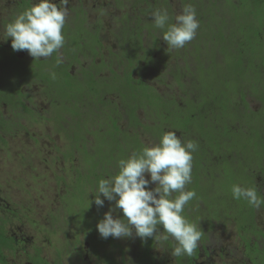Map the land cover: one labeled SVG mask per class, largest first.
Masks as SVG:
<instances>
[{"label":"trees","instance_id":"obj_1","mask_svg":"<svg viewBox=\"0 0 264 264\" xmlns=\"http://www.w3.org/2000/svg\"><path fill=\"white\" fill-rule=\"evenodd\" d=\"M247 2L250 3V8L260 11L264 16L261 10L264 0H199L196 11L201 27L198 28L196 37L179 50L182 54L185 53L181 58L183 67L178 66L175 72L171 73L173 83L179 88L178 97L173 93L160 94L145 81L149 69L155 71L153 75H156L158 66L166 68L163 55L170 53L162 39L166 29L156 28L150 16L158 6H146L143 10L133 11L136 15L130 14L128 9L121 14L120 26L116 28V51L108 47L106 53L108 63L115 64L119 72L113 71L109 64L103 62L105 55H101L98 64L91 58L90 65L72 75L68 70L74 64L81 67L79 57H84L87 53L95 57L103 49L99 31L104 29V24L96 21L93 28L88 24L85 12L78 7L70 9L74 16L70 20L71 23L63 29L66 43L60 50L63 63L58 66L55 53L48 63L46 60L34 59L32 67H28L14 54L11 46L8 49L0 47V52L10 57L9 70L14 72L18 68L13 66L20 65L25 73L24 79L12 77L15 100L3 103L29 112L21 101L24 95L20 88L33 81L42 83L44 95L58 112L55 115L57 121L54 119L55 128H60L61 132L63 130L64 138L69 142L70 148L67 147L64 158L70 157L68 159L71 160L74 152L89 157L87 160L80 156L84 167L81 177L88 182L89 187L97 186L100 179L116 174L119 159L127 158L134 151H141L145 146L143 134L150 136L155 144L165 132L178 131L182 139H191L198 143V149L193 153L192 177L195 180L192 182L194 191L199 188L203 190L206 201L205 205L202 202L203 207L199 201L197 205L199 203V208L203 211L205 209L206 214L210 212L206 217L209 221L221 220H213L214 209L233 208L235 204L231 197L221 195L219 188L209 194L213 189L209 186V178H214L213 171L230 170L240 175L244 174L243 167H246L245 174L251 182L256 177L249 175L248 170L250 173H256L254 176L261 177L262 180V175L258 176L260 170L256 169L257 167L243 165L248 156L252 159V151L261 147L264 149V83L250 81L254 77H249L252 71L245 70L249 66L254 68V75L264 77V67L262 63L252 66V61L247 60L248 55L246 56L244 51L246 39H249L253 48L261 47L264 53V28L248 24V13L242 8L243 6L247 9ZM135 5L134 3L129 9H134ZM28 8L30 7L25 0L24 10ZM240 10H244L245 22L237 21L232 25V13ZM169 15L170 22H174L172 15ZM202 28H205L207 33L202 34ZM195 45L202 52L200 64L191 56ZM185 56L193 61L194 71H189L188 59ZM2 57L4 56L0 55V66L5 70L8 62ZM38 63L43 65L40 70L36 69ZM93 66L100 67L98 72L93 71ZM102 68L108 69L107 77L97 76ZM50 71L57 74V79L50 78ZM184 76L189 77L185 83L181 81ZM45 80L47 82L43 83ZM116 100L122 110L118 108ZM252 102H257L255 109H249ZM139 112L149 116L145 121H152L153 124H143ZM122 118L128 121L127 128L117 125ZM175 120H182L185 126L176 128ZM3 123L5 127L0 124V131L7 132L10 122ZM11 127L17 126L12 124ZM224 150L229 154V161L218 157L226 153ZM212 155L219 159H212ZM225 162L228 163L226 168ZM215 167L217 168L213 170ZM254 185L261 194L262 183L260 186L257 182ZM254 211L256 215V207ZM226 212L231 214L232 211ZM254 218L251 220L253 224ZM191 221L197 222L195 218ZM201 222L204 223L205 220L202 218ZM0 233L1 254V249H10L9 244L12 241L6 238L4 231ZM205 240L206 235L204 238L202 236L194 254L191 257L185 256L184 259L192 262L197 255L206 251ZM2 242L8 244L1 245ZM167 244L171 251L174 242L169 241ZM166 255L169 256V253Z\"/></svg>","mask_w":264,"mask_h":264},{"label":"rangeland","instance_id":"obj_2","mask_svg":"<svg viewBox=\"0 0 264 264\" xmlns=\"http://www.w3.org/2000/svg\"><path fill=\"white\" fill-rule=\"evenodd\" d=\"M18 1L20 0H0V44L4 46L11 42V38L7 39L5 25L2 22L6 18L11 20L24 11L23 8L20 9L16 6ZM146 1L138 3L137 0H69L67 24L71 23L70 9L81 7L89 25L93 26L96 21L102 19L104 29L99 31L103 44L102 51L95 57H92L91 53L79 57L81 67L74 64L68 71L75 75L81 68L90 65L91 58L95 64H98L101 55H105L102 59L103 62L109 64L106 59L107 48L116 51V28H119L121 14L125 10L128 9L130 14H134L146 6H158V8H166L174 19L185 4L191 3L195 8L199 4V0ZM30 3L32 4L33 0ZM134 3L136 4L135 8L129 9ZM250 7L249 2H247V9L242 6L248 13V24H254L263 29L264 16L260 11ZM244 10L232 13V25L237 21L245 22V19L243 20ZM261 10L264 12V7ZM140 17L142 18V16ZM201 33H207L205 28H202ZM262 36L264 45V32ZM250 42L251 40L246 39L244 51L246 56L248 55L247 60L252 61V66L262 63L264 67V53L261 47L253 48ZM196 48L195 45L191 56L200 64L202 52L199 47ZM181 49H169L170 53L163 55L166 60V68L158 66L156 75H153L155 71L152 72V69L148 70L149 74L145 81L160 94L173 93L176 97L179 95V88L173 83L171 73H174L178 66L183 67L181 58L185 53L182 54L179 51ZM16 53L20 60L24 61L25 66L32 67L34 58L28 54L27 50L16 51ZM0 55H3L2 59L8 62L5 70L0 66V124L5 127L3 121L10 122L7 125V132L0 131V226L2 227H0V232L4 231L6 238L14 237L16 240L9 244V250L1 249L0 264H26L27 257L32 254L34 247L41 249L42 256L48 261L47 263L51 264H118L119 259H122L120 264H176L168 249V242L159 246L152 238L142 240L137 237L134 230L130 237L103 239L100 236L96 226L103 219L104 214L110 208L115 207V202L105 200L103 207L96 206L94 202L90 203L94 200L90 191L94 190L96 186L89 187L88 182L81 177L84 167L80 161L81 155L87 160L89 157L74 152L71 160L68 159L70 157L64 158L63 154L70 148L69 142L64 138V131L61 132L60 128H55L57 121L55 115L58 112L44 95L42 83L33 81L20 88V92L24 95L21 101L29 112L20 108H12L7 103H3V101L15 100L13 96L15 85L12 77L24 79L25 73L22 72L23 68L19 67L20 65L13 66L18 69L11 72L9 70L10 57L2 52ZM50 58L46 60V63L50 61ZM185 58L188 59L189 71H194L193 61L187 56ZM40 60H45V58L41 57ZM109 66L113 71L119 72L115 64H109ZM2 67L4 68L3 64ZM41 68L43 65L38 63L36 69L40 70ZM98 68L93 66V71L96 72ZM245 70L252 71L249 77H254L250 81L257 84L264 83V77L254 75V68L247 66ZM108 75L109 71L106 68H102L97 74L101 78ZM188 79V76H184L181 81L185 83ZM46 82L45 80L43 83ZM116 102L118 108L122 110L119 101L116 100ZM256 106L257 102H252L249 104V109H255ZM139 114L143 124H153L152 121H145V119H149V116L141 112ZM242 119L245 120L244 116ZM12 124L17 127H11ZM126 124L128 121L122 118L117 125L127 128ZM175 124L178 129L185 126L182 120H175ZM175 132L178 136L180 135L178 131ZM89 138L91 139V137ZM142 139L145 145H154L152 138L147 134H143ZM224 151L226 153L218 157L229 161V154L227 150ZM251 153L252 159L248 156L243 165L257 167L256 169L260 170L258 176L262 175V180L261 177L254 176L257 175L256 173H250L248 170L249 175L256 177L251 182L248 175L245 174L246 167H243L244 174H234L230 170L222 172L217 170L212 172L214 178H209V186L213 188L209 194H213L214 189L219 188V193L231 197L230 199L235 204L232 206L233 208L214 209L215 216L218 218L214 216L213 220H221L209 221L206 217L210 212L206 214V210L203 211L202 208H199V203L197 205L199 201L203 207L202 202L205 205L206 201V195L200 188L195 191L196 198L185 207L184 215L190 220L195 218L196 223L205 233L203 238L206 235L204 247L207 250L201 252L199 264H264V235L262 236L257 230L260 229L264 233V204L256 207L255 215L254 207L250 206L246 200L233 199L231 193V187L235 183L253 188H255L256 182L259 186L262 183L264 189V149L261 147ZM211 158L219 159L214 158L213 155ZM224 164L225 168L228 167L227 162ZM213 165L215 164L213 163ZM146 178L149 177L146 176ZM194 180L192 177V181ZM199 186L203 187L202 184ZM149 187L154 188L155 184ZM186 188L192 190L193 182ZM263 189H261V194L256 189L261 198H264ZM101 199H104L103 196ZM226 211L232 212L230 214ZM113 216L122 218V211L116 209ZM202 218L205 220L204 223L201 222ZM252 218H254L257 229L254 228ZM24 241L28 243H23ZM3 244L7 245L8 242H2L1 245ZM166 251L169 256L166 255ZM31 262L33 261L31 260Z\"/></svg>","mask_w":264,"mask_h":264},{"label":"clouds","instance_id":"obj_3","mask_svg":"<svg viewBox=\"0 0 264 264\" xmlns=\"http://www.w3.org/2000/svg\"><path fill=\"white\" fill-rule=\"evenodd\" d=\"M68 2L33 0L30 8L17 14L5 26L13 51L27 50L35 60L41 57L47 60L55 53L57 66L63 63L60 50L66 43L63 29L69 15ZM150 16L156 28L166 29L162 39L167 49L183 48L196 37L200 27L196 8L191 3L182 7L174 22H170L166 8H157ZM49 76L57 79L54 71ZM197 149L196 141L184 140L177 132L167 131L158 143L145 145L141 151L119 159L116 174L100 179L90 191L94 196L90 203L98 207H103L105 200L115 202V207L96 226L100 236L130 237L134 230L137 237L152 238L159 246L173 241V257H191L204 234L196 222L184 215L185 207L196 198V192L186 186L192 182L193 153ZM152 184L154 188L149 187ZM231 193L233 199L246 200L252 207L264 204V198L253 187L235 183ZM116 209L122 211V218H114Z\"/></svg>","mask_w":264,"mask_h":264},{"label":"flooded vegetation","instance_id":"obj_4","mask_svg":"<svg viewBox=\"0 0 264 264\" xmlns=\"http://www.w3.org/2000/svg\"><path fill=\"white\" fill-rule=\"evenodd\" d=\"M30 1L31 0H27V2H28V5H29V7H31L32 6V4L30 3ZM55 2L56 3H59V0H55ZM24 3H25V0H20V1H18L17 3H16V6H18L20 9H22L23 8V10H24ZM72 16H74V14L72 15ZM12 20V19H11ZM11 20H8L7 18H6V20L5 21H3L2 23H3V25H7ZM99 21H101L102 22V19H100ZM65 25H68L67 24V22H66V24ZM11 43V42H10ZM8 44V45H6V46H4L3 44H0V47H2V48H5V49H8L9 48V46H11V44ZM101 45H102V42H101ZM15 53V55L17 56V53H16V51H14ZM1 53V52H0ZM5 54V53H4ZM258 231H260L261 232V234H262V236L264 235V233H263V231L262 230H260V229H258ZM264 237V236H263ZM13 243L16 241L15 240V238L14 237H10L9 238ZM23 243H28L27 241H24ZM49 246H50V244H49ZM153 246V245H152ZM152 249V247L150 248V250ZM6 250V249H5ZM150 252V251H149ZM201 257V255L199 254V255H197V258L196 259H194L192 262H188V261H186L185 259H184V257H181V258H176V259H174V262L177 264V263H179V264H199L198 263V260L199 259H201L200 258ZM205 258H208V256H205ZM115 261H117L115 258H113ZM31 260L33 261V262H31ZM120 261H122V259H119ZM120 261H118L117 263L118 264H120ZM48 261L42 256V250L41 249H39V248H36V247H34L33 249H32V254L31 255H29L28 257H27V261H26V264H33V263H35V264H51V263H47ZM210 262H212V260H210Z\"/></svg>","mask_w":264,"mask_h":264}]
</instances>
